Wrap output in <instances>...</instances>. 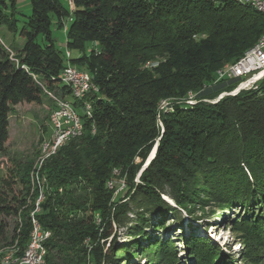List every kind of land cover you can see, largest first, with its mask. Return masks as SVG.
<instances>
[{"label":"trees","instance_id":"obj_1","mask_svg":"<svg viewBox=\"0 0 264 264\" xmlns=\"http://www.w3.org/2000/svg\"><path fill=\"white\" fill-rule=\"evenodd\" d=\"M17 1L0 0V24L23 39L16 55L0 53V152L15 105L59 99L57 90L72 98L53 26L67 21V48L79 53L70 62L98 88L84 98L92 117L84 118L82 136L41 169L46 198L36 218L51 231L44 264H140L133 260L142 256L149 264H183L177 238L193 264H236L208 236L150 233L165 229L169 215L180 220L183 210L211 203L243 210L237 230L248 250H259L251 264H264V80L211 102L241 81L218 79V70L256 44L264 13L238 0H30L26 15ZM91 43L97 47L87 52ZM191 93L194 104L182 100ZM168 99L169 109H161ZM31 166L17 172L20 197L0 194V249L27 247L38 195ZM2 216L14 218L10 232ZM115 227L130 236L119 246L107 239Z\"/></svg>","mask_w":264,"mask_h":264},{"label":"rangeland","instance_id":"obj_2","mask_svg":"<svg viewBox=\"0 0 264 264\" xmlns=\"http://www.w3.org/2000/svg\"><path fill=\"white\" fill-rule=\"evenodd\" d=\"M64 1L73 6L72 0ZM17 2L21 13L26 15L31 13L30 0H18ZM20 24L22 23L20 22ZM66 30L67 21L63 22L62 27L59 25L53 26V37L56 40V46L62 51L64 58L65 53L69 51L66 44ZM22 43L23 39L20 37L19 32H9L4 25L0 24V53L2 50H5L9 52L11 56H14L18 53ZM91 46L97 47V44L91 43L87 52H89ZM69 54L70 57L71 54L74 57L79 55L78 51L75 50L69 51ZM76 68L79 67L76 66ZM83 72L87 73L90 78L92 77L88 71L83 70ZM192 94L193 93H191V95ZM194 95L195 94L192 96ZM51 99L52 98L47 95L43 104L22 102L14 106L9 117L10 133L6 143V150L0 152V194L4 192L8 194L10 198L14 195L20 197L23 194L21 192L23 185L18 179L17 172L21 165L27 162L32 163L30 173L38 166V160L41 155V141L44 136H47L50 132L48 123L50 109L53 104ZM173 100L174 99H168V102ZM182 100L187 101V99ZM195 100L197 101V99ZM78 111L83 115L82 107H79ZM6 180H8V184L5 182ZM139 180L140 178L137 176L136 181ZM118 184V191L120 194H124L126 192L125 181L120 179L118 180ZM166 199L169 200L171 204L175 205L169 197ZM242 211L243 210L239 207L221 209L217 204L211 203L207 205L204 210L200 207H197L192 213L183 210L180 220H174L173 217L169 215L167 217L165 229L155 231L154 228H151L150 233L155 236L162 235L163 237L169 235L171 238H174L175 235L187 236L189 233L208 236L224 253L231 256L236 264H251V261H253L251 258L252 254L254 256L257 255L259 250L255 249L253 252L248 250V247L244 243L245 237L237 230L236 220L242 215ZM2 218L6 219L9 223L10 232L14 226V218L5 216H2ZM129 237L126 228L115 227L113 233L107 239L113 245L119 246L122 242L129 240ZM105 240L106 239H103L102 241L104 242ZM180 241L181 238L176 239L180 260L183 264H193L194 260L190 258L184 245L180 243ZM133 261L140 264H149V261L143 256L141 258H135ZM123 263H125V261ZM126 264L129 263L127 262Z\"/></svg>","mask_w":264,"mask_h":264},{"label":"built area","instance_id":"obj_3","mask_svg":"<svg viewBox=\"0 0 264 264\" xmlns=\"http://www.w3.org/2000/svg\"><path fill=\"white\" fill-rule=\"evenodd\" d=\"M258 5L264 7V0H257ZM66 64L61 73H64L69 78L76 82H83V89L88 92L97 91V86L91 79L83 78V69L73 67L70 62L69 51L65 53ZM264 77V41L258 49L248 51L246 55L241 56L227 70L218 75V79L222 78H246L243 84L256 87L255 79ZM59 99H51L53 104L49 114V129L50 132L44 136L40 144V157L38 166L30 173V187L32 191L37 189L38 195L35 199L34 208L30 211L33 227L30 232L27 247L23 252L14 244L10 247L0 249V264H44L49 253L48 240L51 237V231L44 229L41 223L36 218V214L41 210V204L44 202L46 177L42 175L41 169L45 161L56 154L60 148L82 136L84 132V118L92 117V106L85 99H67L57 90ZM195 95L187 99V103L194 104L196 102ZM83 101L81 106L83 115L78 111V106H75L74 101ZM171 102L163 100L161 109H169ZM112 183H110L111 185Z\"/></svg>","mask_w":264,"mask_h":264},{"label":"bare ground","instance_id":"obj_4","mask_svg":"<svg viewBox=\"0 0 264 264\" xmlns=\"http://www.w3.org/2000/svg\"><path fill=\"white\" fill-rule=\"evenodd\" d=\"M238 1H240L242 3L250 4L254 8H256L258 11L264 13V7L259 6L257 0H238ZM263 41H264V33L259 38V40L256 42V44L254 46L250 47L248 50H246L242 56L246 55V53L248 51H251L253 49H258L259 46L263 43ZM233 63L225 64L221 69L218 70V75L224 73L227 70V67L231 66ZM73 67L76 68V66H74V65H73ZM62 78L64 80L63 82L66 83L69 87H71V90H72V98L71 99H84L87 96L88 91L79 90V92H78V90H77V89H83V82H76V88H75V81L73 79L69 78L64 73H62ZM83 78L84 79H91L90 76L87 73H84V72H83ZM257 87L258 86L254 87V88H257Z\"/></svg>","mask_w":264,"mask_h":264},{"label":"water","instance_id":"obj_5","mask_svg":"<svg viewBox=\"0 0 264 264\" xmlns=\"http://www.w3.org/2000/svg\"><path fill=\"white\" fill-rule=\"evenodd\" d=\"M241 81L239 82V84L237 85V87L235 89H233L230 92H223L221 95H219V97L215 98L214 100H211V102H217L218 100H220L222 97H224L225 95H235L238 92H240L243 89H250V88H254L253 86H248L249 84H243V82L246 80V78H240ZM264 80L263 78H256L255 79V84H257L258 86L260 85V82ZM159 141L156 142V144L154 145V147L152 148V150L149 153V156L147 157L146 161L144 162V164L142 165L141 170L138 173V176L140 178L142 172L149 166L150 162L155 158L156 156V151H157V147H158ZM169 201V200H168Z\"/></svg>","mask_w":264,"mask_h":264}]
</instances>
